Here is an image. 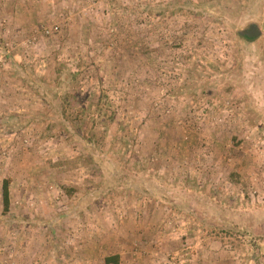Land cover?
I'll use <instances>...</instances> for the list:
<instances>
[{
    "label": "rangeland",
    "instance_id": "1",
    "mask_svg": "<svg viewBox=\"0 0 264 264\" xmlns=\"http://www.w3.org/2000/svg\"><path fill=\"white\" fill-rule=\"evenodd\" d=\"M114 255L264 264V0H0V264Z\"/></svg>",
    "mask_w": 264,
    "mask_h": 264
},
{
    "label": "trees",
    "instance_id": "2",
    "mask_svg": "<svg viewBox=\"0 0 264 264\" xmlns=\"http://www.w3.org/2000/svg\"><path fill=\"white\" fill-rule=\"evenodd\" d=\"M242 38H245L248 41L256 40V37L242 36ZM3 201H4L5 210H8L9 205H10V191H9V184L7 181H5L4 185H3ZM105 262L107 264L118 263L119 262V256L114 255V256L106 257Z\"/></svg>",
    "mask_w": 264,
    "mask_h": 264
},
{
    "label": "water",
    "instance_id": "3",
    "mask_svg": "<svg viewBox=\"0 0 264 264\" xmlns=\"http://www.w3.org/2000/svg\"><path fill=\"white\" fill-rule=\"evenodd\" d=\"M262 28L257 23H251L247 28L240 30L242 36L248 37H260L262 34Z\"/></svg>",
    "mask_w": 264,
    "mask_h": 264
},
{
    "label": "built area",
    "instance_id": "4",
    "mask_svg": "<svg viewBox=\"0 0 264 264\" xmlns=\"http://www.w3.org/2000/svg\"><path fill=\"white\" fill-rule=\"evenodd\" d=\"M49 32V30L47 31V33Z\"/></svg>",
    "mask_w": 264,
    "mask_h": 264
}]
</instances>
